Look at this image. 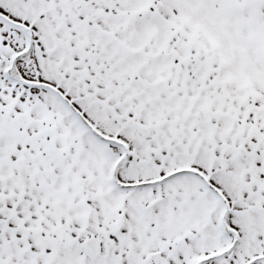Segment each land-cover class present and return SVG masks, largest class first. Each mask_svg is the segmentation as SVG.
Wrapping results in <instances>:
<instances>
[{"label":"snow or ice","instance_id":"obj_1","mask_svg":"<svg viewBox=\"0 0 264 264\" xmlns=\"http://www.w3.org/2000/svg\"><path fill=\"white\" fill-rule=\"evenodd\" d=\"M0 264H264V0H0Z\"/></svg>","mask_w":264,"mask_h":264}]
</instances>
